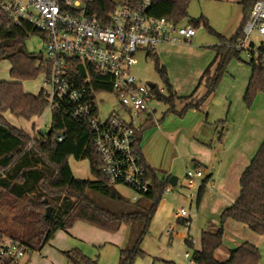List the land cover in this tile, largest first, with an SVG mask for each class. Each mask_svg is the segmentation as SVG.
I'll return each instance as SVG.
<instances>
[{"label": "trees", "instance_id": "trees-1", "mask_svg": "<svg viewBox=\"0 0 264 264\" xmlns=\"http://www.w3.org/2000/svg\"><path fill=\"white\" fill-rule=\"evenodd\" d=\"M190 1L154 0L147 15L180 25L187 18ZM255 1L240 2L242 20L236 33L229 40L213 33L203 18L191 20L190 25L197 29L202 24L219 43L213 47L214 63L200 78L198 86L205 82L206 91L197 101L193 99L196 91L188 97L178 98L168 82L164 68L159 66L156 55L151 57L155 58V70L164 85V94L158 95L157 101L167 106L165 116L174 113L175 103L178 102L184 103L181 111L175 113L179 118L189 110L198 111L215 92L226 63L232 58H239V53L233 46L242 38V28ZM84 2L89 16L96 17L99 21L106 20L117 7L110 0ZM124 2L135 8L138 6V0ZM33 35L38 34L30 27L10 25L0 15V62L7 61L10 65V81L0 82V170L4 171L0 175V211L3 208L11 209L12 221L21 228V233L14 236L6 235L0 230V239L7 237L14 240L28 254L40 252L57 231H65L75 222H82L110 234H115L122 225H125L129 229L128 242L126 247L119 251L117 264H134L137 259L146 257L140 246L148 234L151 219L167 187V180L159 182L155 174L145 166L146 178L151 180L149 192L136 203H129L115 192L100 174L95 162L91 134L83 125L53 115L49 130L31 139L24 132L7 124L3 118L5 113L29 121L34 117H40L45 109L42 91L37 95L25 94L22 91L23 82L34 81L39 75L47 73L43 54H30L26 50L25 44ZM259 50L264 54V45H261ZM214 64L216 70L211 75L210 68ZM246 64L251 69V76L243 103L249 109L258 94L264 95V69L260 64ZM86 69L89 70L90 67L77 64V71L84 72ZM142 131L143 127L136 134L137 145ZM58 138L62 140L59 142ZM71 158L76 161L87 160L94 180L74 179L68 165ZM203 188L202 186L199 188L197 202L202 197ZM239 188L237 199L232 206L222 212L219 227L214 232L205 231L200 234V248L191 252V263H260L259 251L249 243H243L229 251L228 259L224 262L215 259V252L222 246L223 225L229 220L245 226L255 235L264 236V140L248 167L240 175ZM87 192L119 205V212L100 206L87 196ZM47 207L52 208V223L44 219ZM62 254L69 264H99L96 259L85 257L77 249Z\"/></svg>", "mask_w": 264, "mask_h": 264}, {"label": "built area", "instance_id": "built-area-1", "mask_svg": "<svg viewBox=\"0 0 264 264\" xmlns=\"http://www.w3.org/2000/svg\"><path fill=\"white\" fill-rule=\"evenodd\" d=\"M153 1L138 0L136 8L123 2L106 20L99 21L89 16L84 0H0V15L10 25L28 26L42 40L47 68L43 74L44 113L51 117L59 115L89 130L100 174L109 186L131 190L132 202L147 194L151 187L136 142L140 131L136 121L140 115L151 114L150 103L164 93L155 85L141 84L132 73V67L137 65L136 56L142 54L147 61L156 55L160 45L188 43L197 32L190 24L177 25L149 17L147 12ZM250 37L260 42L254 44ZM261 45H264V0H256L235 50L244 54L247 63L260 64L264 69ZM77 64L90 69L77 71ZM103 95L118 102L128 116L127 121L113 112L100 119V104L104 102L98 99ZM40 130L37 135L42 133ZM3 173L0 170V175ZM193 176L201 177V173H186L188 178ZM168 193L169 189L163 192ZM178 217L189 215L180 210ZM189 225L186 222V227ZM26 254L14 240L0 239V264H22ZM189 258L185 254V259Z\"/></svg>", "mask_w": 264, "mask_h": 264}, {"label": "rangeland", "instance_id": "rangeland-1", "mask_svg": "<svg viewBox=\"0 0 264 264\" xmlns=\"http://www.w3.org/2000/svg\"><path fill=\"white\" fill-rule=\"evenodd\" d=\"M110 1L115 6L124 2V0ZM239 1L240 0H191L187 9V18L181 25L185 26L190 24L191 20L203 18L206 21L208 28L213 33L224 37L229 36L231 34L230 32H234L235 28L239 25L242 19V9L239 5ZM249 41L254 44H258L260 39L250 37ZM236 44L233 46L234 49ZM217 45L218 39L214 35H211L209 31L206 28L204 29L202 24H200L197 28L195 37L187 44H182L172 48H158L156 59L158 60L159 66L164 68L168 82L173 90H175L178 97L185 98L193 94L203 72L214 63L215 52L213 47ZM25 46L27 52L30 54H44L43 43L38 35L30 36ZM136 59L137 65L132 67V73L138 78L141 84H152L156 85L158 88L164 89L162 80L155 70V58H151L146 61L144 55L138 54ZM246 63L247 60L245 59L244 54H239V58H232L226 63L220 80L216 86V90L214 92L215 94L213 93L214 95L207 101L208 103L206 104L205 112L212 122H217L218 119L225 121L224 124H222V122L218 123L220 126L217 129V137L212 145V147L219 148V155L222 154L223 150L228 149L231 141L233 142L234 140L235 134H233V128L236 125V118L239 121H245V119L240 116V113L241 115L247 113L249 117H254L256 120H260L264 117L263 94L257 95L252 106L249 108L250 110L245 107L242 101L250 73L249 66ZM9 69L10 65L7 61L0 62V82L10 81ZM214 70H216V64L210 68V72L214 73ZM43 83L44 76L39 75L34 81L23 82L22 91L25 94L37 95L44 88ZM204 92V87H199L194 93L193 99L197 101L201 98ZM98 100L104 102L100 104V119L106 118L113 112L118 114L125 121L128 120V116L122 111L121 106L112 96L103 95L99 97ZM151 108L154 109L155 117L158 120H160L168 111L167 106L160 102L152 104ZM3 118L8 125L24 132L31 139H35L41 134L37 135L38 130L40 129L42 133L47 132L52 121L51 114L44 112L40 117H34L29 121L14 118L8 113H5ZM145 118L146 115H140L139 119L136 121V127H138V125H142ZM164 118L166 119V117ZM220 134H222V138L219 143ZM187 151L194 152L195 149L192 148ZM68 165L73 178L76 180H94L90 173V166L87 160L76 161L71 158L68 161ZM190 166V162L185 160L180 162L177 161L175 163L174 172L171 176L175 177L178 180V183L175 187L169 186V194H163L161 196L160 203L151 220L148 234L145 236L140 248L141 251L146 253V257L143 259H137L134 264H159V262L172 264H193L190 262L191 258L188 260L185 259V254H189L191 256V251L188 250V248L181 241H183L184 238L186 239V236H189L192 239L194 247L196 249L200 248L199 240L196 239L199 231L204 228L207 229L209 219H216V217L212 215L214 211L210 208L206 211L203 209L198 212L196 211V197L198 195V191L196 189H187L184 183L185 173L190 169ZM215 171L216 167L210 171V173H213V179H215ZM207 176L208 175L206 174L202 181L205 180ZM112 187L115 192H117L129 203H136L131 200L134 196L131 190L123 186ZM207 187H210V180L207 183ZM86 194L100 206H103L110 211L119 212V205L112 204L103 197L91 192H87ZM190 195H193V201L189 200ZM180 210H183L192 218V223L189 229L181 227L179 222H182V220H178L175 217V214ZM170 225H173V240L171 239L170 234L167 233ZM0 230L9 236L19 235L21 233L19 225L12 221V212L9 208H3L0 211ZM242 233L245 235L251 232L245 228V231ZM176 234H179V237L181 236L180 234L183 235L181 239L178 237L177 240V237H175ZM225 236L228 237H226V239H229V231L225 234ZM255 236L253 239L255 240L254 245L260 255L259 264H264V236ZM72 243L78 248L83 246V244L79 241L72 240ZM102 249L104 250L97 249L94 246H92L89 250L85 249V251L87 250L86 253L89 255L79 249L77 250H79L87 258L98 256L99 254L100 257L96 258L99 264H117L119 251L116 250L115 247L110 248V246H106ZM223 251L224 249L222 248L220 252ZM27 259L28 258L26 257V259H23L22 262L24 261L25 263Z\"/></svg>", "mask_w": 264, "mask_h": 264}, {"label": "crops", "instance_id": "crops-1", "mask_svg": "<svg viewBox=\"0 0 264 264\" xmlns=\"http://www.w3.org/2000/svg\"><path fill=\"white\" fill-rule=\"evenodd\" d=\"M241 1L243 0H240L239 4ZM239 25L235 28L234 32H230L231 34L229 36L221 37L225 40H229L234 36L237 29L239 28ZM182 44L187 43H179L176 45L164 44L160 45L159 47L172 48ZM158 48L156 50V56L158 54ZM249 70L250 73L248 81L251 76V69L249 68ZM212 74L213 73H211V75ZM204 83L205 82L201 83L200 86H198V82V85L194 91H196L201 86H203L205 89ZM174 93L178 97L175 90ZM214 94H212L207 99V101ZM207 101L203 104V106H201L200 110H189L184 114L182 118L176 116L175 113H179L181 111L184 103H175L174 113H170L165 116L166 119L161 118L160 120L155 117V111L151 108L152 104H157L159 102H151L150 108L152 110V113L149 115L145 114V121L142 125H140V128L143 127V131L141 133L140 142L138 145L145 166L155 174L159 182L162 180H167V187L165 189L169 188L168 181L172 177L171 175L174 172V165L177 161L180 162L182 160H185L187 162H190V169L187 170L186 173L188 171L193 173H201V177L198 178L195 176H193L192 178H188L186 177L185 173L184 182L187 189H196L197 191H199V188L201 186L204 187L200 201H196V211L198 212L202 209L206 211L210 208L214 211L212 215L216 217V219H209L207 229L204 228L203 230L199 231L196 238L197 240H199V243L200 234L205 231L214 232L216 228L219 227L220 216L222 212L232 206L234 201L237 199L240 192V175L248 167L264 140V117H262L260 120H256L254 119V117H249L247 113L243 115H241L240 113V116H242L245 121L242 122L236 118V125L233 128V134H235L234 140L233 142L231 141L229 148L223 150L222 154L219 155V148L212 147V145L217 137V129L220 126L218 123L222 122V124H224L225 121H221L222 119H218L217 122H212L209 119L207 113L205 112L206 104L208 103ZM221 135L222 134L219 135V143L221 142ZM192 148L195 149L194 152L187 151L188 149ZM214 167H216L215 179H213V173H210V171H212ZM206 174L208 175L207 178L202 181ZM209 180L210 187L208 188L207 183ZM177 183L178 180L176 179V185ZM193 199L194 197L192 195V198L189 200L193 201ZM178 215L179 212L175 214V217L178 220H182V222H179L181 227L189 229L192 223L191 216L189 215V217L187 218H180L178 217ZM186 222L190 224L188 227H186ZM172 226L173 225L169 226V230L171 231V239L173 238ZM245 228L246 227H244L243 225L231 220L224 223L222 246L215 252V259L217 261H226L228 259V252L237 248L243 243H249L256 247L254 245L255 240L253 239L255 235L251 233H247L244 235L242 232L245 231ZM228 231L229 239H226L227 236H225V234ZM180 235L181 236L179 237V234H176L175 237H177V240L178 237L179 239H181L183 234ZM128 236L129 229L126 226H121L119 231L115 234H107L82 222H75L71 228L65 231H57L52 240L40 252L26 254L23 259H26V257L28 259L25 263L23 261L22 264H69L64 258L62 252L79 249L87 254V250L85 251V249L89 250L92 246L100 250H104L102 248L110 246V248L115 247L116 250L120 251L126 247ZM72 240L81 242L83 246L78 248L72 243ZM181 242L184 243V245L191 252L199 250V248L196 249L194 247L192 239L189 236H186V239L184 238ZM222 248L224 249V251L220 252ZM142 252L145 253L144 251ZM98 257H100L99 254L98 256H92L90 259H96Z\"/></svg>", "mask_w": 264, "mask_h": 264}, {"label": "water", "instance_id": "water-1", "mask_svg": "<svg viewBox=\"0 0 264 264\" xmlns=\"http://www.w3.org/2000/svg\"><path fill=\"white\" fill-rule=\"evenodd\" d=\"M50 132V131H49ZM48 132V133H49ZM168 185L170 187H175L176 186V178L175 177H171L168 181ZM44 203L46 204V201H44ZM44 219L48 220L50 223H52L53 221V216H52V208L51 207H47L45 209V214H44Z\"/></svg>", "mask_w": 264, "mask_h": 264}]
</instances>
